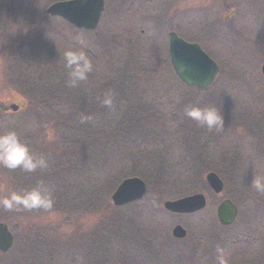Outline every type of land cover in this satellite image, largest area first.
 <instances>
[{"label":"rangeland","instance_id":"374dc122","mask_svg":"<svg viewBox=\"0 0 264 264\" xmlns=\"http://www.w3.org/2000/svg\"><path fill=\"white\" fill-rule=\"evenodd\" d=\"M56 1L0 0V105L19 106L0 108V131L15 128L50 160L32 173L0 167V199L40 181L55 198L50 211L0 208L15 236L0 264H217L218 246L230 264H264V194L251 187L264 176V0H105L94 30L47 16ZM171 30L219 64L208 91L175 76ZM68 47H84L96 66L76 88L60 55ZM106 93L111 107L101 103ZM195 105L220 108L224 130L187 117ZM209 171L223 179L221 194ZM133 176L145 181V197L107 208ZM195 193L207 198L198 213L163 207ZM224 199L238 207L228 227L217 218ZM176 224L185 239L172 236Z\"/></svg>","mask_w":264,"mask_h":264},{"label":"water","instance_id":"95a60500","mask_svg":"<svg viewBox=\"0 0 264 264\" xmlns=\"http://www.w3.org/2000/svg\"><path fill=\"white\" fill-rule=\"evenodd\" d=\"M105 0H62L51 4L46 13L51 16H59L71 25L86 30L97 28L103 10ZM169 55L174 73L188 86L206 91L213 86L220 73L219 64L211 58L197 42H189L180 37L175 31H170ZM264 76V61L261 67ZM3 110L8 107L1 105ZM17 110V105H12ZM207 183L215 194H220L224 188V182L214 171L205 176ZM147 185L139 177L124 179L111 196L115 206H124L144 197ZM164 208L172 213L188 214L204 209L207 205L206 196L203 193L188 195L176 200H166ZM238 208L230 199L223 200L217 207V217L222 225H230L236 219ZM176 238H185L187 230L180 224L172 229ZM14 236L7 224L0 220V251L7 252L13 245Z\"/></svg>","mask_w":264,"mask_h":264},{"label":"clouds","instance_id":"9594fccd","mask_svg":"<svg viewBox=\"0 0 264 264\" xmlns=\"http://www.w3.org/2000/svg\"><path fill=\"white\" fill-rule=\"evenodd\" d=\"M27 31V27H25ZM83 43V41H81ZM63 67L67 70L66 85L76 88L82 82L88 80L89 75L96 70L93 57L84 47H68L61 53ZM106 107L113 104V96L106 93L101 100ZM185 115L197 122V124L211 132H221L225 127V116L220 108L215 106L200 107L186 106ZM90 116H82L81 121L90 120ZM47 139L52 142L56 139L54 130H49ZM0 167L8 170L20 169L24 173H32L37 169L48 170L50 160L47 156L37 155L30 147L27 140L21 138V134L15 128L0 131ZM251 187L260 194H264V176L254 175ZM55 198L53 190L43 181L23 191H11L3 199H0V208L7 211H50L54 207ZM217 264H230L225 250L217 247Z\"/></svg>","mask_w":264,"mask_h":264},{"label":"trees","instance_id":"16d2710c","mask_svg":"<svg viewBox=\"0 0 264 264\" xmlns=\"http://www.w3.org/2000/svg\"><path fill=\"white\" fill-rule=\"evenodd\" d=\"M112 206L111 202H109V205L107 204V208H113Z\"/></svg>","mask_w":264,"mask_h":264}]
</instances>
